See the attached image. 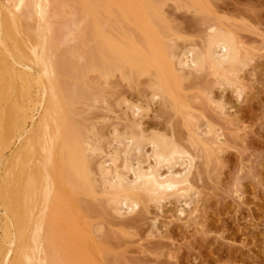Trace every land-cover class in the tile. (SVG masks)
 Masks as SVG:
<instances>
[{"label":"bare ground","instance_id":"bare-ground-1","mask_svg":"<svg viewBox=\"0 0 264 264\" xmlns=\"http://www.w3.org/2000/svg\"><path fill=\"white\" fill-rule=\"evenodd\" d=\"M52 1L55 0H11L14 7L11 8L10 3L12 10L7 6L8 13H2V1H0V105L3 102L8 103L4 108L1 107L3 110L0 109L2 110L0 113V164L7 163L8 166L6 165L7 170L5 165L0 166V169L3 168V173L9 171L15 161L14 167L12 166L15 172L12 173L14 170H11V173L6 172L11 175L5 174L3 177L6 176L8 179L6 177L3 179L8 181L4 182L2 179L3 189L0 186L3 190H0V206L4 208L3 214H5L4 222L0 220V264H103L107 257L103 256L104 251L100 247L103 242L99 244L97 235L105 230L102 226H94L95 223L92 225L90 220V222L87 221V218H90L89 215L87 216L89 212L94 215L95 211H104L107 209L106 206H109L115 214H131L139 207L141 199L159 203L168 196H177V194L179 197L187 196V191H191L186 186L191 183H189V174L192 168V156L190 157L185 149L176 143L177 139L174 138L171 124L169 128H166L162 127V123H147L145 119L146 121L150 119L149 113L154 111L153 106L157 103H161L163 107L175 113L182 112L183 108L185 110L186 103H182L180 92L185 80L192 81L189 79L190 76L201 81L209 80L208 77H211L213 80L210 79V82L212 80L213 87L225 88L226 84L229 86L232 84L231 82L234 81L232 77L247 62L242 58V50H240L242 46H239L235 32L224 25L205 0H185L184 4L175 1L177 4L175 9L185 8L187 12L191 11L188 12L189 14L194 13V17L189 18L192 21L184 23L185 27L181 28L178 25L179 30L173 29L177 27H172L173 25L165 21L166 0H109L108 2H111L109 6L106 5L107 0H94L95 2L91 3L92 8L89 5H83L81 9L79 6L82 18L86 19L84 21L82 19V22L79 20L83 23V29L81 28V32L80 29L78 30L77 36H75L76 32H74L75 35L72 32V27L77 24L70 25L72 30L67 27L69 25L67 23L64 28L63 24H57L61 26L60 28L66 29L63 30L67 31L65 36L74 35L72 40H75V37L78 38V44L82 46L81 51L80 47L74 44L79 49L75 47L76 51H73V48L71 52L72 54L75 52V55L72 58L71 52L66 53L64 48H62L64 51L58 52V49L54 47V44L57 46L58 41H55V38L62 34V30L58 28L61 32L58 31L56 25L55 29L52 27L49 17ZM56 11L58 13V10ZM105 14H111L114 18H110L113 20L110 23L106 22L108 25L104 21ZM87 16L90 17L89 20ZM195 16L198 18L196 21ZM29 20L38 22L36 24L38 28H33L35 24H32V28L31 26L26 28L27 25L22 24V21L29 24ZM104 25L108 27L105 28ZM78 27L80 26L77 25L76 29ZM182 30L189 33L198 31L203 37H200L202 39L198 40L199 42L188 41V43L192 42L191 44L184 40V44H187L180 45L183 46L181 49L178 41H181L183 36L178 35ZM21 34L25 36L23 39H19ZM64 35L62 34L63 40ZM79 35L82 37H80L81 40ZM41 36H49V38L44 39ZM52 36L56 37L52 38ZM7 42H11V45L8 46ZM3 47L4 49H1ZM69 49L71 48L68 47V51ZM28 51L34 61L28 55ZM65 53L66 56L70 55L66 57ZM6 55L10 56L12 63L20 64L18 66L28 71L34 63L38 68H36L38 74L34 72L38 78H35L36 74L29 72L28 74L24 68L22 72L17 71L18 66L15 68L14 64L9 65ZM76 55L80 58L79 60ZM27 59L31 60L28 61L31 65L24 63ZM33 68L35 70V67ZM91 73H94L93 77H90ZM115 76L122 82L126 81L125 84L127 83L126 85L134 90L144 77L146 80L143 81L146 85L141 83L146 87L148 85L151 92L147 96L146 103H134L128 97H124L126 95L117 100V107L123 110L122 119L127 123L124 121L126 124L123 123V129L117 128L120 126L118 125L114 126L116 128L113 127V132L110 131L112 141L108 145V154L105 155V160L97 164L98 178L91 170L89 155L94 157V154L100 150L102 153L103 147L100 148L99 144L104 136L102 137L101 131L97 130V124L94 126L95 123L91 124L90 120L89 125L88 120L85 122L82 118L87 119L89 113L87 111L97 107L95 106L97 101L102 99L103 102L104 99L105 103H103L109 104L110 98L108 97L107 103L105 100L104 87L108 88L111 78ZM65 77L74 78V80L71 78L74 84L71 79V83L68 79L66 81ZM207 84L209 83L207 82L204 86L206 87ZM135 85V88L132 87ZM34 86L35 98L32 95L34 92H31ZM110 86L109 88H112V85ZM115 86L119 88L118 85ZM207 87L212 88L210 85ZM209 94L211 95V89ZM12 95L17 96V100L12 97L14 100L9 104V98ZM75 102L85 106L79 105L80 109L77 108L86 110L87 113L78 111L83 113L81 114L83 117L75 115V107H78L74 106ZM110 105L107 107V113ZM220 106L217 108L221 109L222 106ZM222 111L223 109L221 113ZM186 117V120L190 119L188 122L192 123L189 112ZM75 119H80L85 124ZM208 130L206 133L210 134ZM99 136L102 138H97ZM91 137H96L94 140L99 139L96 141L101 142L96 143ZM16 143L18 145L14 150L12 146ZM147 147L150 148L151 153L146 152ZM8 150L10 153L7 152L9 153L7 156ZM127 150L129 153L136 152L139 155L137 161H134L135 164L132 160L133 163H130ZM142 154L149 155L146 156L149 159L146 158L145 161H152V163L147 161L148 164L150 163L147 167L143 166L144 160L139 158ZM9 161L13 162L12 164L10 162L11 166ZM176 166H180L181 170L176 171ZM165 169L166 171L162 172ZM98 194H101L107 203H101L99 201L101 198H97ZM70 197L82 198L76 200L79 202L77 206L79 210L61 211V200ZM83 198H87L86 202L87 200L92 203L99 201L100 207L107 205L105 209L102 206L104 210L100 208L101 210L98 211L99 208L93 207V204H85ZM80 200L85 202L83 205L88 209L86 211H89L86 215L83 214L85 217L81 215L85 212L80 211L82 207ZM104 244L108 245L106 241ZM103 247L106 246L103 245ZM101 256H103V262H101Z\"/></svg>","mask_w":264,"mask_h":264},{"label":"rangeland","instance_id":"rangeland-1","mask_svg":"<svg viewBox=\"0 0 264 264\" xmlns=\"http://www.w3.org/2000/svg\"><path fill=\"white\" fill-rule=\"evenodd\" d=\"M0 1H2L1 2L2 13H8L6 11L7 6H9L8 8L10 10H12L11 8L14 7L12 6L11 0H0ZM55 1H52L51 2L52 5H50V7H52L53 9L49 8L50 9L49 17L51 18L50 20L53 29H55V25H56V28L61 29L62 34L64 35L67 34V31L64 32L66 30L63 29L64 25L66 23L69 24L67 27L71 29L74 23L80 26L78 27V29H76L77 25H74L77 31H75L74 26L72 27L73 28L72 32L73 33L76 32V35L75 33L74 35L77 36L78 30L80 29L81 32V28L83 25V23L79 22V20H81L82 22L83 19L79 6L81 9L83 5H87V6L89 5L92 8L91 3L95 1L94 0L92 1L80 0V2H78L79 0H60V2H55ZM108 1L109 0H107V2ZM175 1L184 4L185 0H166L167 5L164 7L165 10L164 18L165 21L171 24V26L173 25L172 27H177L173 29L179 30L178 29L179 26H181V28L185 27L184 23L192 21L190 19L194 17L193 16L194 13L192 12L193 14H189L191 11L190 12L188 11L189 12L188 13L185 8L182 9L178 8V10L177 8L175 9V6L177 5ZM205 1L210 5L212 11L216 13V16L220 18L222 22H224V25H226V27L228 26V28L231 29V31L235 32L233 33L237 36V40L240 43L239 46L240 47L242 46L241 48L239 47L240 50H242L241 51L242 52L241 54L243 56L242 58H244L245 62L246 61L247 62L245 63L244 66H242L239 69V71H237V74L233 76L235 79H233L232 77V80H234L231 82L232 84L230 83L231 84L230 86L226 84L227 86H224L225 88L222 87L220 88L219 86L213 87V85H211L213 80L211 77H208L212 79L210 82V79L209 80L202 79L201 81V80H195L193 79V77L191 78L190 76L189 79H192V81L191 80L189 81L192 82V84L189 81H187L188 79L185 80L180 92L182 103L183 102L186 103L185 110L183 108L182 112L178 111L177 113H175L173 110L170 111L169 108H167L168 109L167 110L165 106L164 107L162 106L161 103L160 104L157 103L156 106H153L154 111L152 109L153 112L149 113V117H148L151 120L153 119L154 120L151 121L150 119L148 120L147 118L148 121H146L145 119V122L147 123H152V122L154 123L159 122V124L162 123L161 124L162 127H166V128H169V125L171 124L170 126L174 130V135H175L174 138L175 140L177 139L176 143H178L179 146L184 148L185 151L188 153V155H190V157L192 156L191 158L193 159V162L189 174L190 175L189 183L191 182L190 183L191 186L190 185L186 186L188 189H191V191L190 190H189L190 192L187 191V193L189 192L188 194L184 192V194L186 193L187 196L184 195V197H182L183 195H181L180 196L181 198L178 196V194H177L178 197L176 195L168 196L167 198L162 199V201H160L161 203L160 202L157 203L156 201H148L147 199H141L140 200L141 205L139 204V207L134 212H132L131 214L124 213L123 215H118L117 213L115 214V212L112 211V209H110L109 206H106L107 209L110 210L109 212L107 209L104 208L105 205L107 204L102 205L105 210L102 208V206L100 207L99 204L100 202L107 203L105 201V198L102 197L101 194L100 195L98 194L97 198L99 199L101 198L103 202L101 200H99L100 202L96 201L97 203L96 202L92 203L90 201L88 202V200L86 202L87 198L86 199L83 198V200L86 202V203L84 202L85 204L89 205V203H91L93 204V207L99 208L98 211H100L101 209L104 210L100 212L95 211L94 215L91 214L92 212L90 213L88 211L89 212L88 213L86 211L88 209L85 208V205H83L84 204L83 201L80 200L82 201V205L80 204L79 205L82 207L84 206L83 208H85L83 209L82 207H80L81 213L85 212L82 213L81 215L85 217L83 214L86 215L88 213L87 216L89 215L90 218L86 217L87 221L90 220L91 222L90 221L89 222L92 225L95 223L94 226L100 225L102 226L103 230H105V231L102 230L103 231L101 232L102 234L100 233L99 235H97L98 236L97 241L98 242L100 241L99 244L103 242L100 245V247L102 248V251H104L103 256L107 257L105 261L106 264L108 262H110L109 264L112 263L113 264H121V263L122 264H126V263L127 264H264V0H205ZM2 4H4L6 7L4 8V5ZM9 4L11 5V8ZM110 4L111 2H108L106 5L109 6ZM216 7L219 10H217ZM179 9L181 11H179ZM56 10H58V13H56L57 12ZM73 11L75 12V14ZM61 14L63 17L61 16ZM102 15L104 16V14ZM105 15L106 16L108 15L109 17L108 19V17L105 16V18H107L106 20L104 18L105 23L107 21L108 23L113 21L112 19L114 18L112 17L111 14H105ZM70 19H72L73 21L72 20L70 21ZM84 19L86 18L84 17ZM87 19L89 20L90 17L87 16ZM33 20H29L31 21V23L28 21V23L31 25L23 21L22 24L27 25V26L24 25L26 28L27 27L29 28V26H31L32 28L33 26L32 24L36 25L38 23V22L36 23V21ZM196 20H198L197 17L195 21ZM62 21L64 22L62 23ZM195 21L193 20V22ZM108 23L106 24L108 25ZM123 23L121 25H123ZM57 24L58 25L63 24L62 25L63 28H60L61 26H57ZM35 25L33 26V28L34 29H36V27L38 28V25L36 26ZM107 25L106 26L104 25L105 28L108 27ZM125 25L128 27L127 24ZM59 29L58 31H60ZM183 32L185 31L184 30H182V32L180 31V34L178 35V36H183L181 41H178L179 46L184 44L183 42L184 40H186L187 43L188 41H193V40L197 42L198 40L200 41L202 39L200 37H203L202 33L198 31H194L193 33L192 32L189 33L188 31L185 33ZM22 34L20 36L21 38L19 39H23V37H25ZM62 34H60L59 36L57 35V37L60 40L58 38L56 39L55 38L56 36L55 37L52 36V38L53 37L55 38V41L58 40L57 41L58 47L56 46V44H54L55 46L53 45L58 50L53 47L54 49L60 52V51H64L62 49L64 48L66 50V53L67 52L70 53L73 50V48H74L73 51H76L75 47L76 49H79L77 48V46H79L78 38L75 37V40H72L74 35L72 36L70 34L68 36L64 35L65 37L63 40ZM80 35L78 36L79 39L81 37ZM41 37H43L44 39L49 38V36H45V37L41 36ZM61 40L63 41V43ZM191 43L192 42H189L188 44ZM6 44L10 46L11 42L10 43L7 42ZM74 44H76L77 46H74ZM90 46H91V42H90ZM183 46H180L181 49L183 48ZM68 47L71 48L69 49V51H68ZM81 48L82 46L80 47V50L82 51ZM1 49H4V47ZM57 51L55 52L57 53L56 55H58ZM81 51H79V53ZM28 55L31 56L30 57L31 59L33 58L30 52L28 53ZM71 55L73 56L71 57L74 58L75 52L74 54H72L71 52ZM9 57H10L9 55H6L8 64L11 66L13 64L15 65V63L14 62L12 63V60H10L11 58L9 59ZM28 59L27 61H24L25 64H27L28 61H31ZM79 59L80 58H78V60ZM30 63L31 62H29L28 64ZM32 64H33L32 66L35 67L34 70V68L30 66L32 72L31 70L28 71V69L25 70L24 67L18 66L20 64L18 65L16 64L15 68L18 66L17 68L19 69L16 70L19 72H22L23 71L22 69L24 68V70L27 73L29 72L31 74H36L37 66H35L34 63ZM37 74L35 75L36 77L34 76L35 78H38ZM93 74L94 73H91L90 77H93L92 76ZM116 75L118 76V74ZM187 76L188 75H186V77ZM62 78L64 79V77ZM65 78L67 81L68 78L67 77ZM71 78L68 79L70 83L74 80V78H72L73 80ZM70 79L72 81H70ZM116 79L120 81L118 77L116 78V76L111 78L110 80V85H112V88H109L111 87L110 85L108 86L109 89L107 87H104V91H105V92L103 91L104 95L106 93L105 100L107 103V101L110 98L108 102L109 104H106L107 105L106 106L104 104L105 103L104 99H103L104 103L102 102V99L99 100V102L97 101V104L95 103V106L97 107L95 108L91 107L92 111H87L89 112L87 114L88 116L87 119L82 118L83 121L88 120L87 121L88 123L91 120L90 123L91 124L95 123L93 124L94 126L97 124L96 127L97 130L101 131V134H103L102 137L104 136L102 142L96 141L102 138L100 137L101 135L97 137L99 139L96 140H94L96 137L94 138L91 137L92 140H94V142L95 141L96 143L101 142L99 144L101 145L100 148L103 147L102 153L101 150L98 152L101 154L98 153H97L98 155L94 154L95 158L92 156L90 157L89 155V158H91L89 159L91 162L90 167L93 168V169L91 168V170H93L96 173L94 175L97 177H98V172L96 171H98V165L100 162L105 160L104 158H106L108 154L107 153L109 149L108 145H110V142L112 141V139L110 138L111 137L110 135L112 134L111 132H113V129L116 128L118 125L122 127L118 126L117 128L123 129L124 124L127 123L124 119H122L123 110L119 106L117 107L119 99L123 98V96L126 95L124 97H128V99L130 101H133L134 103L137 102L146 103V100L148 99L147 96L151 92L149 86L148 85L147 87L145 86L146 82L143 80L146 79L144 77L142 78L141 82L145 83V85L140 82L139 83L140 85L139 86L137 85V88H135L136 85L132 86L135 88V90L133 88L128 87L127 86L128 84L127 83H126L127 85L125 84L126 81L123 82L120 81L119 83H117L118 81ZM204 80L207 81L209 83L207 85H210V87L212 88L207 87V85L205 87L204 85L207 82L204 84L205 82ZM92 81L93 80L91 78V82ZM111 81H113L114 83ZM193 81L194 82L197 81L198 83L197 82L194 83ZM115 85H118L119 88H117ZM198 87L200 88L203 87V89L200 88L198 89ZM32 88L33 90H31V92L32 91L34 92L32 95L33 98H35L34 97V95L36 94L35 86ZM206 88H209L207 89L208 91L207 90L204 91V89ZM112 89H115L116 91ZM210 89H211V95L209 94ZM206 91L208 93H206ZM114 93L116 94V97H114L115 96ZM131 93L133 95H131ZM144 94H146V96ZM129 95L131 96L130 98ZM210 96H212L211 97L212 100ZM12 97L16 98L17 100V96L15 97L14 95H12L11 98H9V104L11 103V101L14 100L12 99ZM47 97H48L47 99L49 100L48 95ZM2 104L3 106H1ZM4 104L5 102L1 103L0 109H2L1 107L4 108L8 103H6L5 105ZM79 105H81L80 102L78 103L75 102L74 106H78L75 107L76 109L75 115H79L83 117V115L81 114H83L82 112L85 113L86 110H84V108L83 109L81 108L82 112H78V111H81L79 110L80 109L79 107L81 106L85 107V106L83 104L81 106ZM92 105L94 107V104ZM109 105L110 108L107 113V107H109ZM216 106L217 107L220 106L221 109H223L222 111L223 113H221V109H218ZM162 109H164L163 111L164 114L162 113ZM187 111L193 117V118L191 117L192 123L188 122V120L190 119L186 120L187 119L186 116L188 113ZM176 114H178V116ZM150 115L152 116L150 117ZM153 115L154 118H152ZM71 117L73 118L72 115ZM75 120L76 121L79 120L81 121L80 123L83 124H85L86 122V121L82 122V120L80 119H75ZM207 127H209L208 129L211 132L210 134L206 133V131L208 130ZM96 134L98 135L97 132ZM17 145L18 143L12 146L14 150L16 149ZM124 149H126V147H124ZM149 150L150 148L147 147L146 152ZM128 151L129 150H127V153L128 156L130 157L129 158L130 161L131 160L133 162L135 160L137 161L139 155H137L136 152L129 153ZM7 152H9V150L6 151V153ZM9 153H7L6 155L8 156ZM140 156L141 157L139 158L140 159L142 158L141 160H144L143 166L147 167L150 164V163L148 164L147 161L149 162L150 160L147 161L145 160L146 158L149 159L148 157H146L149 155L142 154ZM208 156L211 157L208 158ZM132 161L130 163H133ZM10 162L11 161H9L10 166L13 162L15 163V161L11 162V164ZM135 162L133 164H135ZM150 162L152 163V161ZM14 163L12 164V166L14 165ZM4 165L0 164V166L2 167ZM12 166L11 169H9V171H5L4 168L5 173H3L2 171L3 168L1 167L0 176L2 178L0 177V186H2L1 180L6 177L3 176L5 174L8 175V173L6 172L11 173V170L12 171L14 170L12 173L15 172V169H13L14 166L13 167ZM175 169L176 171L177 170L179 171L181 170V167L176 166ZM164 171H166V169L162 170V172ZM6 179L8 178L6 177ZM7 181L4 180V182ZM2 189L0 187V190ZM80 197L77 199L78 200L82 199ZM77 199L75 197L63 198L60 203L62 207V208L60 207L61 211L65 210L67 212H71V211L79 210V208L77 207L79 203L78 201H76ZM88 199L91 200L90 198ZM143 200H145L144 201L145 203L144 202L142 203ZM94 204L96 206H94ZM144 204L146 205L144 206ZM86 207L88 208L87 205ZM3 209L4 208L0 206V220L2 219V221L5 219V214H3L4 213ZM92 209L90 210L92 211ZM98 213H101L103 215L100 214L98 215ZM1 225L3 226L2 222ZM105 236H107L108 239ZM112 237L114 240L112 239ZM105 241L106 243H108V245L104 244ZM103 245L106 247H103ZM107 251L109 252L107 253ZM103 256H101V262H103L102 260ZM105 262H103V264H105Z\"/></svg>","mask_w":264,"mask_h":264}]
</instances>
